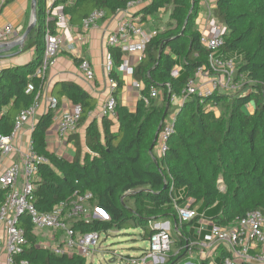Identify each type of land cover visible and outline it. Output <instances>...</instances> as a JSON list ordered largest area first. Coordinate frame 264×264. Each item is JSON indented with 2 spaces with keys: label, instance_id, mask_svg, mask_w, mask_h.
Instances as JSON below:
<instances>
[{
  "label": "trees",
  "instance_id": "trees-1",
  "mask_svg": "<svg viewBox=\"0 0 264 264\" xmlns=\"http://www.w3.org/2000/svg\"><path fill=\"white\" fill-rule=\"evenodd\" d=\"M132 1L146 3L134 15L144 25L170 10L162 26L151 30L144 26L153 35L133 74L143 85L142 98L135 110L125 105L120 97L125 80L113 69L111 76L118 84L113 93L117 120L102 117L98 122L92 116L100 108L95 96L73 80L56 82L51 95L59 107L67 97L82 108L78 129L68 138L75 152L66 157L49 149L46 136L56 112L49 109L42 114L31 134L33 150L45 159L37 163L32 201L40 211L49 212L59 203L73 200L76 192H92L90 202L108 218L70 219L76 235L137 228L149 240L160 231L152 220L171 221L177 229L176 234L171 233V252L165 264H185L191 259L187 245L195 239L196 221L201 217L231 227L249 212L264 214V0H216L211 9L212 18L226 27L221 52L242 55L235 76L239 80L243 75L245 85L234 94L216 91L205 97L194 95L176 110L171 102L167 109L169 95H181L199 69L209 65L210 51L202 43L196 22L200 0H58L52 10L62 6L69 22L79 25L95 9L104 10L107 18L127 9ZM46 9L47 1L37 0L36 27L23 47V51L34 50L33 60L0 70V133L5 136L13 132L20 112L31 107L44 88L45 79L35 73L45 50ZM49 28L55 32L54 20ZM109 50L115 66H120V47ZM76 61L81 63L80 58ZM153 89H159L160 96L151 97ZM243 89L248 92L240 94ZM144 97L149 98L148 104ZM248 105L254 106L252 113L244 111ZM171 114H175L174 128L161 155L156 151L158 139ZM80 127L84 128L82 134ZM178 191L183 194L180 205L193 199L191 206L201 203L202 213L190 221H180L174 204ZM5 198L6 191L0 189V206ZM19 226L27 241L16 255L17 261L87 264L83 255L58 254L52 246L39 243L28 214L20 217ZM55 235L60 242L64 232L57 230ZM228 255L223 247L221 260ZM192 260L195 264L209 263V258Z\"/></svg>",
  "mask_w": 264,
  "mask_h": 264
},
{
  "label": "built area",
  "instance_id": "built-area-1",
  "mask_svg": "<svg viewBox=\"0 0 264 264\" xmlns=\"http://www.w3.org/2000/svg\"><path fill=\"white\" fill-rule=\"evenodd\" d=\"M46 1L45 50L42 64L35 73L36 76L43 80L46 79L50 67L56 63L58 53L63 44L62 36L57 29L61 24L67 20L69 21V17L64 12L62 6L55 7L52 10L53 5L58 0ZM140 3V1L130 2L127 9L120 11L123 12V17L117 26L112 31L105 32L102 36V40L107 46L105 68L108 72L106 86L108 87L109 94L102 101L97 116L108 117L114 121L117 120V100L113 93L118 84L116 79L111 76V72L113 69H116L119 75L132 78L134 66L142 60L146 44L152 38L153 33L147 30L143 23L139 22V19L130 11L131 8ZM212 8L209 7L207 11V32L202 34L201 37L202 43L210 51L209 65L199 69L195 78L189 80L181 95H170V102L175 107L174 110L194 95L205 97L216 91H238L246 83L243 75H240L239 80L235 76L237 65L242 60V55L239 53L226 55L221 52L225 44L224 33L226 27L217 23L212 18ZM104 18H106L105 11L95 9L83 19L82 28L89 30ZM51 20H54L56 23L55 32H52L51 28H49V22ZM14 31V27L11 24L0 27V44L11 42ZM77 41L86 43L88 38L84 34L79 36ZM110 47H120L123 53V62L118 67L115 66L112 53L109 50ZM69 49H73V46L71 45ZM132 55L135 56L133 63L130 60ZM80 59V68L86 79L90 81L94 80L95 71L92 62L81 56ZM178 71L179 67L174 69L176 75ZM132 84L141 91L143 86L141 82L133 80ZM28 91H31V89L29 88ZM41 95L42 93L39 92L36 102L28 109L20 112L16 120L15 128L10 135L5 136L0 133V189L6 191V198L0 206V227L3 226L6 234L4 247L5 264H29L26 260H16V255L22 252L27 241L23 228L19 226V219L23 214L30 216L35 228L54 231L53 238L57 230L64 232L60 243L52 246V250L58 254H72L75 252L87 257L100 239V234L95 231L76 235V232L69 224L70 219L79 218L82 217L81 215L86 214L87 204L93 199L92 192L88 191L84 194L76 192L73 200L61 202L49 212L40 211L33 204L32 199L38 169L37 163L45 161V159L33 150L32 141L28 149L23 153L21 160L14 161L7 167L1 169L2 159L13 152L19 151V148L15 144L17 135L22 127L34 118ZM158 96H160V91L153 89L151 97ZM144 100L146 104L149 103L148 97H144ZM47 101L49 109H53L56 112L55 123L57 124V135L59 139L68 140L69 136L78 129L82 114L81 106L72 105L70 109L60 112V107L55 97L48 94ZM174 122L175 114H172L171 118L166 120V125L159 135L157 148L161 155L167 150V140L173 132ZM35 125L36 123L31 124L32 131ZM171 188L172 190L174 189L173 184ZM182 197L183 194L179 191L178 195L176 194L174 196L176 212L180 221H190L197 217L199 212L197 208L191 206V203H187L185 206L180 205L178 200ZM102 211V209L97 207L93 213V218L107 219L108 215L105 211V213ZM204 230V226L199 227L197 244L203 247L218 245L219 247L226 248L230 252V255L224 257L220 264H264V214L260 211L249 212L231 227H221L212 224L209 232L202 237L201 235ZM195 243L191 242L187 245L190 256L193 253V247L196 246L194 245ZM171 245V232L160 229V231L150 237L149 248L144 256L141 255L138 259L131 258L132 264H146L147 259L150 257L167 255L171 250ZM253 248H259V252H253ZM185 264L194 263L189 262Z\"/></svg>",
  "mask_w": 264,
  "mask_h": 264
},
{
  "label": "crops",
  "instance_id": "crops-1",
  "mask_svg": "<svg viewBox=\"0 0 264 264\" xmlns=\"http://www.w3.org/2000/svg\"><path fill=\"white\" fill-rule=\"evenodd\" d=\"M216 0H200V7L201 10L199 12L198 18H197V25L199 27V30L201 31V34H205L207 32L206 30V24L204 25V21L207 20V11L209 7H214ZM146 3H140L136 5L135 7L131 8L130 11L133 12L135 15L139 10L145 5ZM33 15V0H0V27H3L5 25L11 24L14 27V36L12 37V41H15L18 39L27 29L29 23L32 20ZM123 17V12H117L115 15L111 17L104 18L98 22V24L95 27H92L89 30H84L82 28V22L79 25H73L68 20L61 24L58 27V32L61 34L63 39L62 47L58 53L56 63L50 67V69L47 72L44 88L42 91V95L39 99L37 112L34 116V118L26 123L22 129L19 131L15 144L16 147L19 148V151L13 152L7 156H5L2 159L1 162V169L4 167H7L14 161L21 160L23 153L28 149L30 143H31V134H32V123H37L39 118L49 110V104L47 101L48 94H51V90L54 86V84L61 80H73L80 84L83 88H85L87 91L90 92L91 95L95 96L101 106L102 101L105 99V97L109 94L108 87L106 86V79L108 72L105 68V55L107 52V46L102 40V36L105 32L112 31L118 24V22ZM139 19V17H137ZM144 25V24H143ZM146 26V25H144ZM202 27V28H201ZM87 36L88 41L86 43H80L77 41L78 37L81 35ZM27 41V40H26ZM65 42V44H64ZM26 43V42H25ZM25 45V44H24ZM73 46V49H69L70 46ZM24 47V46H23ZM10 56H4L0 57V70L5 67H15V66H21L30 63L34 58V50H26L23 51V48L21 51H19V48L13 49L10 53ZM81 57L87 58L92 62L94 71H95V79L90 81L87 80L84 73L82 72L80 68V63L76 61V59H79ZM134 60L135 56L132 55ZM131 56V57H132ZM130 57V60H131ZM125 80V87L120 94V97L125 105H127L131 110L136 109V104L139 98L141 97V91L139 90V97H137V101L135 100L131 102L129 100V97L134 94V92L129 90L130 83L133 82V77H123ZM159 90V89H158ZM160 91V90H159ZM161 92V91H160ZM73 102L70 98L64 97L62 98V103L60 106V112L64 110H68L72 107ZM99 106V107H100ZM173 107V106H172ZM175 109V107H174ZM99 110V108H98ZM96 110L94 112L93 117H97L98 122H101L102 117L97 116ZM244 111L247 113H252L254 111L253 105H248L244 107ZM84 128H79V132H83ZM47 143L48 147L51 151L56 152L57 154L64 155L66 157H71L75 152V147L72 142H68L65 140L59 139L57 135V124L54 123L47 132ZM67 143V144H66ZM17 148V149H18ZM156 151L158 152V148H156ZM159 153V152H158ZM193 199H189L187 203H192ZM97 206H94V202H89L87 204V212L83 218L90 219L93 218V213ZM195 208L198 209V206H195ZM106 217V216H105ZM168 222V224H165ZM152 223L154 224V227H161L164 226L165 230H169L172 234H176V227L174 226L171 221H165V222H158L155 220H152ZM213 224L212 219L208 217H201L199 220L196 221V230L194 231L195 239L191 242H196L194 245L195 249L193 253L191 254V259L186 260V263H194L192 260L196 257L202 259V258H209L208 264H220L221 263V251L223 247L217 246H200L197 244L198 239V229L201 226H204V231L202 232V237L209 232ZM47 229H38L35 228L34 231L39 237V243L45 246H53L55 244H58L56 240V235L52 239L53 234L51 230L48 232L52 233V237L46 238L42 237L40 238L41 232H45ZM141 231V238H143V231ZM116 232V231H114ZM109 233H113L112 231ZM120 233V232H118ZM5 240H6V234L4 231L3 226L0 227V264H5ZM62 240V237H61ZM60 240V241H61ZM50 241L53 242L50 243ZM149 241V240H148ZM190 242V243H191ZM211 246V247H210ZM100 248V247H99ZM141 249L139 255L137 256H126L124 260H126L127 264H132L131 258L138 259L141 255L144 256V254L147 252V249ZM253 252H259V248H253ZM178 252L176 250L173 255H175ZM172 254V253H171ZM209 254V256H207ZM170 256V253L164 256H155L150 257L147 259L151 260V264H165L168 257ZM146 261V264H147ZM250 264V263H246Z\"/></svg>",
  "mask_w": 264,
  "mask_h": 264
},
{
  "label": "rangeland",
  "instance_id": "rangeland-1",
  "mask_svg": "<svg viewBox=\"0 0 264 264\" xmlns=\"http://www.w3.org/2000/svg\"><path fill=\"white\" fill-rule=\"evenodd\" d=\"M169 12L170 10L158 13L156 15L157 17L156 21L150 18V22L146 23L147 28L151 30L152 27L154 26L155 27L162 26L169 18ZM205 24L206 22L204 21V25ZM131 62L132 63L134 62L133 56L131 57ZM129 90L134 92V94L129 97V100L131 102L135 100L136 102L138 100L137 97H139V89L135 85L130 83ZM224 91L231 94H234V92H236L232 90H224ZM247 92H248L247 89L246 90L243 89V91L240 92V94H244ZM173 109L174 107H172V110ZM171 116L172 114L168 117L167 120H169ZM221 189L224 190V186H221ZM197 206H198V212L200 211V213H202L201 211L203 208L201 209V203L198 204ZM81 216L83 217L85 216V214ZM48 231L49 230L47 229L45 230V232H41L40 238L46 237L50 239L52 237V233ZM112 232L113 233L100 234V239L98 244L95 246V248H92L93 251L90 253V255H87L86 257L87 264H127L126 260H124L126 256H137L139 255L141 249H145L149 247V241L141 238V234H140L141 231L137 228H131L126 231H121L120 233L114 231ZM50 243L53 244L52 241H50ZM170 252L171 250L168 252V254ZM147 264H151V260H148Z\"/></svg>",
  "mask_w": 264,
  "mask_h": 264
},
{
  "label": "water",
  "instance_id": "water-1",
  "mask_svg": "<svg viewBox=\"0 0 264 264\" xmlns=\"http://www.w3.org/2000/svg\"><path fill=\"white\" fill-rule=\"evenodd\" d=\"M36 3H37V0H33L32 20L29 23V25H28L27 29L25 30V32L18 39H16L15 41H11V42H8V43L0 44V57L10 56L9 53L15 48H19V51L22 50L26 40L28 38H30L31 33L33 32L34 28L36 27V20H37ZM193 3H194V0H193ZM168 100L169 101L167 103V109L170 106V95H169V99ZM158 133H159V130H158ZM158 133L156 134L154 144H155V142L158 139ZM102 212L105 213L104 211H102ZM165 224H168V222H166ZM157 229H164V226L162 225L161 227H157Z\"/></svg>",
  "mask_w": 264,
  "mask_h": 264
}]
</instances>
